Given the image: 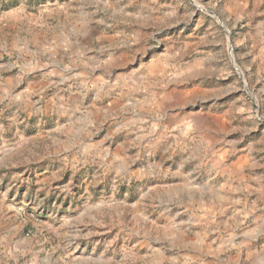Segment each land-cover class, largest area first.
Returning <instances> with one entry per match:
<instances>
[{
	"label": "rangeland",
	"instance_id": "rangeland-1",
	"mask_svg": "<svg viewBox=\"0 0 264 264\" xmlns=\"http://www.w3.org/2000/svg\"><path fill=\"white\" fill-rule=\"evenodd\" d=\"M0 214L3 264H264V0H0Z\"/></svg>",
	"mask_w": 264,
	"mask_h": 264
},
{
	"label": "crops",
	"instance_id": "crops-1",
	"mask_svg": "<svg viewBox=\"0 0 264 264\" xmlns=\"http://www.w3.org/2000/svg\"><path fill=\"white\" fill-rule=\"evenodd\" d=\"M12 222L9 218H6V216H3V214H0V264H3V261L10 262V258L14 255L16 252V243L12 245V239H9V242H5L2 238V230L7 229L11 226ZM6 259V260H5ZM7 263V262H5Z\"/></svg>",
	"mask_w": 264,
	"mask_h": 264
}]
</instances>
